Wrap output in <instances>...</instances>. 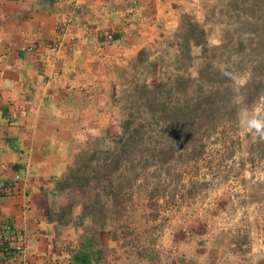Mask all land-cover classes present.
<instances>
[{
	"label": "rangeland",
	"instance_id": "1",
	"mask_svg": "<svg viewBox=\"0 0 264 264\" xmlns=\"http://www.w3.org/2000/svg\"><path fill=\"white\" fill-rule=\"evenodd\" d=\"M142 1L144 8L131 21L120 20L116 28L105 26L106 31L117 40L132 25L149 20L157 29L152 37H144L139 52L153 45L172 60L181 48L176 29L182 17L195 20L206 30L208 43H190L195 64L189 71L195 74L207 61L215 62L212 70L241 62L234 78L214 80L230 90L231 117L218 107L214 113L213 107L188 140L184 136L165 144L162 161V154L150 151L139 169L127 171L135 173L132 182L122 180L124 163L109 157L103 161L107 170L102 169L103 182L93 178L86 187H74L71 180L60 185L80 153L90 156L96 147L118 149L112 138L121 132L120 104L110 111L106 129L86 128L89 137L81 140L78 135L71 145L66 171L44 179L43 198L49 199L45 212L53 218L57 248V256L46 264H68L79 250L90 254L89 264H264V89L254 98L250 94L264 81V0H165L170 10L181 5L176 22L168 21L170 15H160L156 6L162 10L164 0ZM128 2L119 0L120 8L124 10ZM146 4L155 7L153 14L143 11ZM239 40L243 47L237 46ZM112 45H106L109 52L119 48ZM139 52L105 63L106 88L122 92L119 70H127ZM224 102L227 105L228 100ZM111 177H119L115 183L127 191L122 199L125 209L113 208V199L97 189Z\"/></svg>",
	"mask_w": 264,
	"mask_h": 264
},
{
	"label": "crops",
	"instance_id": "2",
	"mask_svg": "<svg viewBox=\"0 0 264 264\" xmlns=\"http://www.w3.org/2000/svg\"><path fill=\"white\" fill-rule=\"evenodd\" d=\"M169 3L163 1V12L156 6L164 18L170 15ZM89 5V12L80 15L92 25H120L118 12L111 20L101 18ZM145 8L147 14L155 10L153 5ZM59 11L56 0H0V208L3 217L24 228L30 264H46L57 256L54 222L45 212L44 179L66 171L71 145L78 135L89 137L86 128L106 129L110 122L105 63L131 58L157 29L149 20L141 25L147 26L143 31L132 25L117 37L112 46L119 48L111 52L86 40L58 52L46 43L23 49L53 35ZM16 171L23 181L14 184Z\"/></svg>",
	"mask_w": 264,
	"mask_h": 264
},
{
	"label": "trees",
	"instance_id": "3",
	"mask_svg": "<svg viewBox=\"0 0 264 264\" xmlns=\"http://www.w3.org/2000/svg\"><path fill=\"white\" fill-rule=\"evenodd\" d=\"M169 12L168 21L176 22L181 13V5L172 7ZM176 32L181 33L178 38L182 41L179 43L180 51L176 52L174 59L167 58L165 51L157 50L153 45L144 47L132 59L127 70H119L121 85L122 88L124 87L122 92L117 94L111 86L107 87L111 110L118 104L121 109V132L120 135L112 138L118 149L110 151L96 147L90 156L80 153L68 166V173L60 185L67 186L69 182L66 180H71L70 185L74 187H86L87 182L93 178L98 179V183L103 182L107 171L103 161H109V157L124 163V169L121 171L122 180L127 183L132 182L136 177L132 178L135 173H127V171L139 169L141 161L150 151L159 154L166 152L165 144L169 140L177 143L184 136L188 140L200 122L204 121L203 118H208L213 107L214 113L218 107L225 116L231 117V111H228L231 104L230 90L217 86L214 80L220 79L222 82L224 79L234 78L236 71L241 68V62L233 65L230 63L224 69L215 67L212 70L215 62L207 61L204 65H200L198 72L194 74L193 71H189L191 64H195L191 61L195 56L190 47L191 44L196 46L208 43L206 30L195 20L184 15ZM237 46L243 47V41L239 40ZM254 87L250 93L253 98L264 89V81L261 80V83L255 84ZM227 100L226 105L224 101ZM162 159L163 154L159 160ZM94 160H96L95 165L89 169L88 164ZM102 169L105 170L104 174ZM117 179L119 177H111L107 180V184H101L97 189H101L99 192L104 190L107 197L113 199V208L122 206L125 209L126 204L122 199L127 195V191L119 188V182L115 183ZM4 192L5 189H2L1 194ZM97 194L99 197L100 193ZM52 219L50 218L51 221ZM89 255L84 251H76L68 264H89Z\"/></svg>",
	"mask_w": 264,
	"mask_h": 264
},
{
	"label": "built area",
	"instance_id": "4",
	"mask_svg": "<svg viewBox=\"0 0 264 264\" xmlns=\"http://www.w3.org/2000/svg\"><path fill=\"white\" fill-rule=\"evenodd\" d=\"M56 3L60 11L53 35L42 43H28L23 49L31 50L46 43L54 52H58L63 47H78L82 40L99 46L112 44L116 41L114 33L106 31L105 26L99 28L92 25L80 13L87 14L89 8L85 6L90 4L89 6L96 8L101 18H108L118 12L121 22L125 23V20L131 21L135 17L142 0H129L124 10L120 8L119 0H57ZM136 19L140 21L142 18ZM14 174V180L23 181L21 173L16 171ZM26 253L27 236L24 228L10 218L3 217L0 208V264H30Z\"/></svg>",
	"mask_w": 264,
	"mask_h": 264
}]
</instances>
